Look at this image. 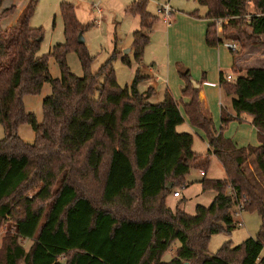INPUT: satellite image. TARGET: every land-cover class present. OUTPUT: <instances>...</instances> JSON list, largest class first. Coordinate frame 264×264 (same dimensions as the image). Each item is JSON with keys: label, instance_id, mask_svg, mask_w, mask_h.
I'll list each match as a JSON object with an SVG mask.
<instances>
[{"label": "trees", "instance_id": "16d2710c", "mask_svg": "<svg viewBox=\"0 0 264 264\" xmlns=\"http://www.w3.org/2000/svg\"><path fill=\"white\" fill-rule=\"evenodd\" d=\"M4 1L0 0L4 133L0 227L10 220L12 235H7L0 264H264V198L247 170L252 162L264 181V68L232 67L229 81L223 72L219 74V89L231 97V109L221 108V126L216 130L198 98L200 88L194 86L201 82H194L177 64L181 94L190 99L183 113L207 139V151L197 153L192 149L193 135L177 131L184 117L167 90L161 102H148L154 90L139 91L138 85L148 76L138 69L130 84L119 86L112 67L119 52L114 51L97 72L90 71L93 58L85 43H78V34L89 25L78 21L73 4L59 5L65 41L37 56L43 29L29 25L37 0H29L16 23L6 28L1 22L16 8H3ZM197 2L206 8L205 14L190 15L210 21L204 38L207 47L223 45L219 24L223 36L234 34L237 43L264 45L259 38L264 35V0ZM249 3L253 14L247 11ZM147 6L148 0H134L127 8L139 17V28L132 34L135 63L141 61L158 20ZM70 52L78 57L81 77L67 64ZM49 58L58 65V78L49 72ZM121 59L131 65L128 56ZM45 83L51 93L42 100L38 122L26 111L23 97L39 95ZM241 114L251 117L257 146L236 147L223 135L231 121L241 122ZM21 125L32 128V143L18 135ZM211 156L225 172L224 179L201 181L203 191L215 192L211 204L197 205L194 215L169 209L167 196L183 186L191 168L205 174ZM237 210L257 212L261 219L257 236L235 246L226 241L216 253L207 254L211 235L230 234L236 228ZM22 240H33L28 251ZM174 242L179 246L173 257L163 261ZM61 257L64 263L59 262Z\"/></svg>", "mask_w": 264, "mask_h": 264}, {"label": "rangeland", "instance_id": "374dc122", "mask_svg": "<svg viewBox=\"0 0 264 264\" xmlns=\"http://www.w3.org/2000/svg\"><path fill=\"white\" fill-rule=\"evenodd\" d=\"M28 1L29 0H21L19 5L24 6ZM133 1L134 0H37L34 14L29 21L30 27H41L43 29V39L40 43L37 56L47 54L54 45L65 41L64 26L59 13V5L61 2H68L74 5L78 21L82 25H89L88 28H85L83 31L82 36L84 38L86 49L93 58L90 71L92 73L97 72L99 67L111 56V54L114 51H117L120 54L112 61L116 81L121 87L130 84L134 77L137 64L134 62L133 58L132 34L139 28V17L133 16L127 12L128 6ZM160 3H168L172 11L169 19V25H172V32H170L169 38L170 36L172 37L173 44L169 41V45H167L168 33L166 32V26L168 24L163 21L162 17L157 12ZM147 10L152 15H156L158 20L149 33V43L144 49L141 60L146 65L151 66L154 56H158L159 62L156 60V63L159 66L161 74H163L168 69L165 55L168 46H171L172 58L174 56L175 58H179L183 55L188 57L192 54L190 52V49L193 46L192 37L194 36L195 31H197L205 21H202L201 18L191 16L190 14L197 12L199 16H202L206 12V8L201 6L197 0H148ZM247 11L249 14L255 13V8L251 3L248 4ZM3 25L4 22H2V27L5 26ZM219 25L217 32L221 35L224 42H231L230 39L235 37L234 34H224L223 36L221 26ZM245 31L250 32V29L245 27ZM259 38L260 41L264 43V38H261V36ZM238 45L239 51L247 50L252 55L258 54L260 48L264 47V45H257L248 42L241 44L237 43V46ZM126 50L129 51L124 53ZM125 55L128 56V59L131 62V65L129 66L121 59L122 56ZM252 59L253 58H249L247 64H251ZM66 60L71 72L76 76L81 77L82 68L76 53H68ZM48 68L53 78H58L60 76L58 65L53 58H49ZM99 81L102 82V77L99 78ZM44 85L45 89L42 93L36 96H29L26 98L25 102L28 112L34 113L38 122L42 120V100L51 93L50 85L48 83H45ZM47 87L49 88V93H46ZM162 89H164V87L157 83V93L149 98L148 102L153 104L161 102ZM96 94L97 91H95V95ZM221 102L227 107V109H231V97L222 94ZM217 126L218 128L215 126V129L219 130L220 115ZM226 128L224 129L223 134ZM184 130H190L187 124L180 125L177 129L179 132H189ZM192 130L191 134L193 135L194 141L192 146L193 151L197 153H205L207 151V139L205 134L201 132L202 130ZM232 132L231 128L229 133L232 134ZM3 134V128L0 124V139L3 138ZM18 135L25 142L32 143L34 141V132L29 125H21L18 130ZM247 170L250 174L251 180L257 187L258 193L264 198V184H260V182L264 183L263 179L260 176L254 177L251 172L253 169L250 163L247 164ZM200 171L201 170L198 168H191L189 170L188 174L185 176L184 186H179L174 189L178 190L181 196L178 199L172 198L171 195L167 197L166 206L169 209L172 211L179 209L189 215H194L197 205L208 207L211 204L215 192L212 190L203 191L201 181L203 179H224L225 172L220 162L214 156L210 157L209 166L205 170V174L201 175ZM256 174L258 173L256 172ZM94 192L98 193V190H95ZM98 196L99 194L96 195V197ZM233 219L236 223V228L233 229L230 234L222 232L211 235L206 248L207 254L216 253L226 241H230L231 244L235 246L249 237L257 236L261 225V219L257 212L237 210L236 213L233 214ZM8 234L12 235V222L10 220L4 222L0 227V261H3L4 247L7 242L6 238ZM20 242L24 246L25 251H28L33 240H22ZM178 246L179 243L174 242L163 254L162 260L169 261L173 257ZM261 256H264V244ZM59 262L64 263V258L61 257ZM18 264H24V262L19 261Z\"/></svg>", "mask_w": 264, "mask_h": 264}, {"label": "crops", "instance_id": "0c3cea01", "mask_svg": "<svg viewBox=\"0 0 264 264\" xmlns=\"http://www.w3.org/2000/svg\"><path fill=\"white\" fill-rule=\"evenodd\" d=\"M20 1L21 0H5L4 1L3 8H7L11 5H14L16 9L13 15L9 16L8 18L2 21L4 22V25H5V26L3 25L4 26L3 28L12 26L16 23L17 18L19 17L21 11L26 5V4L24 6L19 5ZM201 20L205 22L202 23V26L197 31H195L194 36L192 37L193 46L190 49V52L192 53L191 55H189L188 57L183 55V56H180L179 58H175L174 56L172 58L171 57L172 56L171 46H168L166 53H165L168 69L165 71V73L161 74L159 70V66L156 63V60L157 62H159L158 56L157 57L154 56L151 66L146 65L141 60L142 62L140 61L139 63H137L136 68H135V69H138L140 75L148 76L146 80L142 81L138 85L139 91L144 92L148 87H152L154 90L153 95H155L157 93L156 84L158 83L162 85V87H164V89H162L163 91L162 99H163L164 92L166 90L173 96V98L177 102V105L184 117V122L181 125L187 124L190 130H184V131H189L190 133L191 131H193L192 129H196L198 131H201V130L196 128L195 126H192L189 123L188 118L183 113V106L189 103L190 99L188 97L182 96L181 94V88L183 86V81L178 75L177 64L182 66L184 69H187L192 79H194L196 82H201L200 84H197V87L200 88L198 91V98L201 102L203 110L208 116L212 117L213 123H215V126L217 128H218L217 122H218L221 108L227 109V107L224 106L223 103L221 102L222 93L218 86L219 74L223 72L224 74L230 73L231 75H233L231 72H228V71H231L232 67H237L241 69H246L250 67L264 68V47L260 48L259 53L254 54V55H252L247 50L239 51V45H238L237 54L230 52L223 45H219L215 48L207 47L205 44V39H204L205 34L204 33L206 30L207 24L210 21L205 20V19H201ZM2 22H1V25H2ZM171 30H172V25L168 24L166 26V32L168 33L167 45H169V41L171 42V44H173L172 37L170 36L169 38V34L170 32H172ZM261 38H264V35H262ZM230 40L231 42H234L237 45L236 41H234L233 39H230ZM249 58H253L251 61V64H247V60ZM44 89H45V85H43L41 93L44 91ZM50 92H51V86H50ZM46 93H49L48 87L46 89ZM29 96L31 95H26L23 97V103H24V106L27 112H28L27 110L28 108L25 102H26V98H28ZM227 110H230V109H227ZM41 113H42V110H41ZM239 118L241 122L231 121L229 125L227 126L223 135L226 138L230 139L236 147H246L248 145L257 146L258 145L257 131L255 127L251 125V120H252L251 117L246 114H241ZM220 126H221V123H220ZM179 127L180 125L177 127V129ZM231 128L233 131L232 134L229 133ZM207 149H208V144H207ZM249 163L252 166L253 170L251 172L253 173L254 177L255 176L259 177V175L256 174L254 164L252 162H249ZM260 184L262 185L264 183L260 182ZM183 186H184V183H183ZM169 195H171L172 198L174 199L179 198V197H173L172 193Z\"/></svg>", "mask_w": 264, "mask_h": 264}, {"label": "built area", "instance_id": "2783aa9c", "mask_svg": "<svg viewBox=\"0 0 264 264\" xmlns=\"http://www.w3.org/2000/svg\"><path fill=\"white\" fill-rule=\"evenodd\" d=\"M158 14L162 17L163 21L169 24L170 15L172 14L171 8L168 3H160L157 10ZM223 45L230 51L236 52L238 51V46L233 42H224ZM226 80H231L232 75L225 74ZM201 175H204L203 172H201ZM173 197H180L181 194L178 192V190L174 191L172 193Z\"/></svg>", "mask_w": 264, "mask_h": 264}, {"label": "water", "instance_id": "95a60500", "mask_svg": "<svg viewBox=\"0 0 264 264\" xmlns=\"http://www.w3.org/2000/svg\"><path fill=\"white\" fill-rule=\"evenodd\" d=\"M78 43H84V38L82 36V33L78 34ZM129 50L124 51V53H127ZM194 86L197 87V84L194 83Z\"/></svg>", "mask_w": 264, "mask_h": 264}]
</instances>
